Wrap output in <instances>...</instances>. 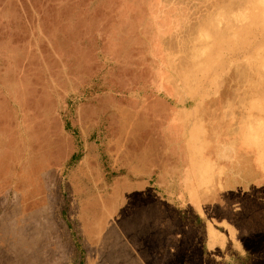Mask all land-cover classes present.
<instances>
[{
  "label": "rangeland",
  "instance_id": "1",
  "mask_svg": "<svg viewBox=\"0 0 264 264\" xmlns=\"http://www.w3.org/2000/svg\"><path fill=\"white\" fill-rule=\"evenodd\" d=\"M0 1V264H264V0Z\"/></svg>",
  "mask_w": 264,
  "mask_h": 264
},
{
  "label": "bare ground",
  "instance_id": "2",
  "mask_svg": "<svg viewBox=\"0 0 264 264\" xmlns=\"http://www.w3.org/2000/svg\"><path fill=\"white\" fill-rule=\"evenodd\" d=\"M0 3H1V1H0ZM6 3H8V2H6ZM5 3V4H6ZM3 6V5H2ZM9 6V5H8ZM12 7V6H11ZM15 7V6H14ZM11 9V8H10ZM2 10H4V9H2ZM14 11V10H13ZM1 12V11H0ZM3 12V11H2ZM185 13V12H184ZM19 16V15H18ZM10 17V16H9ZM20 17V16H19ZM2 18V17H1ZM5 19V18H4ZM16 19H18V18H16ZM15 21V20H14ZM71 21V20H70ZM73 21V20H72ZM71 21V22H72ZM1 24V23H0ZM1 26V25H0ZM2 27V26H1ZM16 27V26H15ZM8 29V28H7ZM3 30V29H2ZM167 30H169V29H167ZM145 31V30H144ZM53 32V31H52ZM243 30H241V28L240 29H238V30H236V32H235V36L234 37H236L237 38V42H240L239 44H241L242 45V49H244L245 48V46H246V39H245V37H246V35L245 34H243ZM118 34V32L116 33V35ZM53 35H55V34H53ZM52 35V36H53ZM55 37V36H54ZM9 39V38H8ZM40 39V38H39ZM55 39V38H54ZM41 40V39H40ZM2 42V41H1ZM51 42V41H50ZM7 43V42H6ZM126 43V42H125ZM20 44V43H19ZM22 44V43H21ZM222 44H224V43H222L220 40H215V43H214V46H213V48H212V50L211 51H209V49H208V56H207V58L204 60V64H202L203 66H200L199 67V69H198V72L200 73V75L199 76H201L197 81H199L201 84H205V82H206V80H205V78L203 77V75L206 73V72H208V70L210 69L209 67H211V63H212V60L213 59H215L216 57H217V53H218V51L220 50V49H222V48H220L221 46H222ZM238 44V43H237ZM14 45V44H13ZM35 45V44H34ZM52 45V44H51ZM238 46V45H237ZM22 47H24V46H22ZM26 47V46H25ZM58 47H60V46H58ZM239 47V46H238ZM51 48V47H50ZM225 48H226V50H228V53L231 55V54H234V51H235V48H233V47H227V46H225ZM60 49V48H59ZM20 50V49H19ZM24 50V49H23ZM30 50V49H29ZM36 50V49H35ZM20 51H22V50H20ZM25 51V50H24ZM82 51V50H81ZM23 52V51H22ZM2 53V52H1ZM17 53V52H16ZM259 52L257 51V53H253V52H251L249 55H250V58H249V61H248V65H249V67H252V68H254V77L255 78H259L261 75H262V73L264 74V57H261V56H259V54H258ZM5 54V53H4ZM20 54V53H19ZM19 54H17V55H19ZM35 54V53H34ZM85 54V53H84ZM10 55V54H9ZM36 55V54H35ZM46 55H47V52H46ZM21 56V55H20ZM48 56V55H47ZM55 56V55H54ZM81 56H83V55H81ZM17 57V56H16ZM27 58V57H26ZM7 59V58H6ZM22 59V58H21ZM50 59V58H49ZM152 59V58H151ZM155 60V59H154ZM105 62V61H104ZM103 62V63H104ZM13 63H14V61H13ZM17 63V62H16ZM15 63V64H16ZM23 63V62H22ZM14 64V65H15ZM46 65V64H45ZM125 65V64H124ZM65 66V65H64ZM126 66V65H125ZM14 66H12V68H13ZM34 67V66H33ZM42 67V66H41ZM66 67V66H65ZM203 67H205V69L203 68ZM39 68H40V66H39ZM47 68V67H46ZM194 68V67H193ZM19 69V68H18ZM36 69V68H35ZM4 71V70H3ZM108 71V70H107ZM1 72V71H0ZM18 72V71H17ZM160 72V71H159ZM61 73H62V70H61ZM62 74H64V73H62ZM81 74H83V73H81ZM104 74V73H103ZM80 75V74H79ZM85 75V74H84ZM8 76V75H7ZM83 76V75H82ZM263 77V76H262ZM1 78V77H0ZM2 79V78H1ZM8 79H10V78H8ZM18 79V78H17ZM60 79H62V78H60ZM15 80V79H14ZM13 80V81H14ZM21 80V79H20ZM56 80V79H55ZM58 80V79H57ZM68 80V79H67ZM78 80V79H77ZM1 81V80H0ZM3 81V80H2ZM10 81V80H9ZM51 81H52V78H51ZM59 81V80H58ZM30 82V81H29ZM46 82V81H45ZM72 82V81H71ZM76 82V81H75ZM90 82V81H89ZM261 82V81H260ZM2 83V82H1ZM18 83V82H17ZM51 83V82H50ZM49 83V84H50ZM55 83H56V81H55ZM65 83V82H64ZM77 83H79L78 81H77ZM95 83V82H94ZM102 83V82H101ZM16 84V83H15ZM73 84V83H72ZM80 84V83H79ZM17 85V84H16ZM19 85V84H18ZM56 85V84H55ZM65 85V84H64ZM74 85V84H73ZM103 85V84H102ZM52 86V85H51ZM80 86V85H79ZM29 87V86H28ZM37 87H38V85H37ZM48 87V86H47ZM73 86H71V88H72ZM65 88V87H64ZM22 88H20V90H21ZM27 89V88H26ZM49 89V88H48ZM66 89V88H65ZM99 89V88H98ZM4 90V89H3ZM23 90V89H22ZM30 90V89H29ZM28 90V91H29ZM77 90V89H76ZM108 90V89H107ZM41 91V90H40ZM52 91V90H51ZM161 91V90H160ZM25 92V91H24ZM2 93H3V91H2ZM39 93H41V92H39ZM48 93V92H47ZM55 93V92H54ZM78 93V92H77ZM18 94V93H17ZM19 94H21V93H19ZM49 94V93H48ZM64 94V93H63ZM65 95V94H64ZM72 95V94H71ZM71 95H66L67 96V98L69 97V96H71ZM103 95V94H102ZM5 96V95H4ZM17 96V95H16ZM22 96V95H21ZM41 96V95H40ZM56 96V95H55ZM173 96V95H172ZM10 97V96H9ZM23 97V96H22ZM27 97V96H26ZM25 97V98H26ZM30 97V96H29ZM32 97V96H31ZM77 97H78V94H77ZM87 97H89V96H86V98ZM171 97V96H170ZM3 98V97H2ZM16 98V97H15ZM25 98H24V100H25ZM65 99H66V97H64ZM75 98V97H74ZM90 98V97H89ZM9 99V98H8ZM19 99V98H18ZM54 99H55V97H54ZM70 99V98H69ZM168 99H169V97H168ZM176 99V98H175ZM35 101V100H34ZM66 101V100H65ZM93 101V100H92ZM142 101V100H141ZM140 101V102H141ZM6 102H7V99H6ZM5 102V103H6ZM11 102V101H10ZM49 102V101H48ZM62 102V101H61ZM89 102V101H88ZM172 102V101H171ZM23 103H25V102H23ZM23 103H22V105H23ZM39 103V102H38ZM72 103H75V101L74 102H72ZM11 104H12V102H11ZM45 104V103H44ZM92 104V103H91ZM1 105V104H0ZM6 105V104H5ZM52 105V104H51ZM16 106V105H15ZM24 106V105H23ZM53 106V105H52ZM51 106V107H52ZM70 106V105H69ZM87 106V105H86ZM93 106H96V105H93ZM97 106H98V104H97ZM2 107V106H1ZM0 107V108H1ZM18 107V106H17ZM47 107H49V106H47ZM68 107V106H67ZM83 107V106H82ZM81 107V108H82ZM89 107V106H88ZM110 107V106H109ZM140 107V106H139ZM36 108V107H35ZM53 108V107H52ZM60 108V107H59ZM163 108V107H162ZM49 109V108H48ZM83 109V108H82ZM90 109V108H89ZM94 109H95V107H94ZM140 109V108H139ZM6 110H7V108H6ZM28 110V109H27ZM49 110H51L52 111V109H49ZM48 110V111H49ZM54 110V109H53ZM67 111H68V109H66ZM78 110V109H77ZM86 110H88V109H86ZM10 111V110H9ZM13 111V110H12ZM11 111V112H12ZM66 111V112H67ZM34 112V111H33ZM45 112V111H44ZM53 112V111H52ZM54 112H55V110H54ZM53 112V113H54ZM60 112V111H59ZM78 112V111H77ZM92 112V111H91ZM96 112V111H95ZM141 112V111H140ZM9 113V112H8ZM52 113V114H53ZM76 113V112H75ZM78 113H83V112H81V110H80V112H78ZM135 113V112H134ZM139 113V112H138ZM11 114V113H10ZM31 114H33V113H31ZM45 114H46V112H45ZM49 114V113H48ZM52 114H51V116H52ZM61 114V113H60ZM85 114V113H84ZM83 114V115H84ZM90 114V113H89ZM92 114V113H91ZM53 115H55V114H53ZM46 116V115H45ZM44 116V117H45ZM62 116V115H61ZM87 116V115H86ZM86 116H84V117H86ZM134 116V115H133ZM140 116V115H139ZM174 116H175V114H174ZM29 117V116H28ZM31 117V116H30ZM33 117V116H32ZM36 117H39V115H37ZM43 117V118H44ZM50 117V116H49ZM60 117V116H59ZM40 118V117H39ZM38 118V119H39ZM1 119V118H0ZM11 119V118H10ZM15 119V118H14ZM28 118H26V120H27ZM41 119V118H40ZM47 119V118H46ZM30 120V119H29ZM54 120V119H53ZM55 120H56V118H55ZM86 120H88V119H86ZM17 121V120H16ZM34 121V120H33ZM38 121V120H37ZM60 121V120H59ZM84 121V120H83ZM91 121V120H90ZM4 122V121H3ZM36 122V121H35ZM45 122V121H44ZM63 122V121H62ZM89 122V121H88ZM134 122V121H133ZM10 123V122H9ZM15 123V122H14ZM28 123V122H27ZM30 123H32V122H30ZM61 123V122H60ZM85 123V122H84ZM83 123V124H84ZM90 123V122H89ZM42 124V123H41ZM41 124L39 125V126H41ZM59 124V123H58ZM62 124V123H61ZM15 125H17V124H15ZM69 125V124H68ZM92 125V124H91ZM1 126H3V127H5L6 128V126H8V125H3V123L1 124ZM9 127V126H8ZM12 127V126H11ZM15 127V126H14ZM49 127V126H48ZM57 127V126H56ZM4 128V129H5ZM16 128V127H15ZM58 128V127H57ZM66 128V127H65ZM0 129H2L1 127H0ZM4 129H3V131H4ZM6 129H8V128H6ZM11 129H13V128H11ZM69 129V128H68ZM79 129H81V128H79ZM32 130V129H31ZM48 130V129H47ZM46 130V131H47ZM59 130H60V128H59ZM82 130V129H81ZM9 131H11V130H9ZM13 131V130H12ZM62 131H63V129H62ZM62 131H60V132H62ZM2 131H0V133H1ZM34 132H36V131H34ZM33 132V133H34ZM75 132V131H74ZM14 134H15V131L13 132ZM18 133V132H17ZM59 133V132H58ZM3 134V133H2ZM11 134H12V132H11ZM28 134V133H27ZM45 134V133H44ZM76 134V133H75ZM39 135L40 136H42L41 135V132L39 133ZM49 134H47V136H48ZM11 136V135H10ZM29 136H31L32 137V135H29ZM33 136H36L35 134L33 135ZM66 136H68V135H66ZM7 137V136H6ZM37 137H39V136H37ZM37 137H36V139H37ZM72 137V136H71ZM19 138V137H18ZM54 138H56L55 136H54ZM184 138V137H183ZM236 138H238V137H236ZM9 139V138H8ZM12 139V138H11ZM16 139H17V137H16ZM34 138H32V140H33ZM44 139V138H43ZM50 139V138H49ZM29 140H30V138H29ZM65 140V139H64ZM2 141V140H1ZM7 141V140H6ZM11 142H12V140H10ZM9 141V142H10ZM53 141V140H52ZM51 141V142H52ZM239 141V140H238ZM47 142V141H46ZM65 142V141H64ZM8 143V142H7ZM19 143V142H18ZM22 143H23V141H22ZM50 143V142H49ZM242 143V142H241ZM4 144H6L5 142H4ZM36 144V143H35ZM51 144V143H50ZM50 144H48V145H50ZM53 144V143H52ZM51 144V145H52ZM237 144V143H236ZM7 145H9V143L7 144ZM14 145V144H13ZM28 145V144H27ZM26 145V146H27ZM73 145H76V144H73ZM23 146V145H22ZM24 146H25V144H24ZM55 146V145H54ZM65 146V145H64ZM120 147V146H119ZM2 148V147H1ZM7 148V147H6ZM22 148V147H21ZM21 148L19 147V150H21ZM54 148V147H53ZM239 148V147H238ZM4 149V148H3ZM8 149V148H7ZM50 149V148H49ZM66 149V148H65ZM9 150H10V148H9ZM13 150V149H12ZM16 150H18V149H16ZM24 150V149H23ZM28 150V149H27ZM62 150H64V149H62ZM183 150L185 151V148H183ZM25 151V150H24ZM46 151H47V149H46ZM45 151V152H46ZM52 151V150H51ZM67 151V150H66ZM118 151V150H117ZM242 151V150H241ZM4 152V151H3ZM8 152V151H7ZM11 152V151H10ZM12 152H15V151H12ZM27 152V151H26ZM44 152V151H43ZM48 152V151H47ZM69 151H67V153H68ZM186 152V151H185ZM4 153H6V152H4ZM29 153V152H28ZM50 153V152H49ZM49 153H48V155H49ZM58 153V152H57ZM118 153V152H117ZM184 153V152H183ZM1 154H3L2 152H1ZM11 154V153H10ZM16 154H20L19 152L17 153V151H16ZM51 154V153H50ZM71 154V153H70ZM4 155V154H3ZM8 155V154H7ZM26 155V154H25ZM29 155V154H28ZM42 155V154H41ZM187 155V154H186ZM255 155V154H254ZM20 156V155H19ZM86 156V155H85ZM11 157V156H10ZM9 157V158H10ZM13 157V156H12ZM26 157H27V155H26ZM26 157H24V155H23V159L22 160H24V158H26ZM44 157H46V156H44ZM49 157V156H48ZM65 157H67V156H65ZM73 157V156H72ZM88 157V156H87ZM8 158V157H7ZM22 158V157H21ZM54 158V157H53ZM68 158V157H67ZM66 158V159H67ZM254 158V157H253ZM43 159H45V158H43ZM10 160V159H9ZM17 160H19V159H17ZM27 160V159H26ZM25 160V161H26ZM46 160V159H45ZM60 160V159H59ZM24 161V162H25ZM41 161V160H40ZM40 161H39V163H40ZM55 161V160H54ZM57 161V160H56ZM19 162V161H18ZM45 162V161H44ZM49 162V161H48ZM47 162V163H48ZM27 163V162H26ZM254 163V162H253ZM41 164H43L42 162H41ZM40 164V165H41ZM83 164V163H82ZM86 164V163H85ZM30 165V164H29ZM84 165V164H83ZM137 165V164H136ZM42 166V165H41ZM49 166V165H48ZM65 166V165H64ZM80 166H81V163H80ZM132 166H134V165H132ZM43 167V166H42ZM43 168H46V167H43ZM47 168H49V167H47ZM141 168H142V166H141ZM87 169V168H86ZM22 170V169H21ZM88 170V169H87ZM135 170V169H134ZM137 170H139V169H137ZM91 171V170H90ZM97 171V170H96ZM131 171H132V169H131ZM260 171V170H259ZM76 172V171H75ZM25 173V172H24ZM135 173V172H134ZM164 173V172H163ZM170 173V172H169ZM25 174H27V173H25ZM73 174V173H72ZM75 174V173H74ZM85 175V174H84ZM160 175V174H159ZM96 176V175H95ZM15 177V176H14ZM76 178V177H75ZM74 178V179H75ZM79 178V177H78ZM73 179V180H74ZM193 180V179H192ZM4 181V180H3ZM12 181H14L15 182V180H12ZM18 181V180H17ZM24 181V180H23ZM9 182H11V181H9ZM130 182V181H129ZM127 183V182H126ZM1 184H2V182H1ZM5 184V183H4ZM14 184H16V183H14ZM13 184V185H14ZM23 184V183H22ZM136 184V183H135ZM134 184V185H135ZM8 185V184H7ZM12 185V184H11ZM11 185H9V186H11ZM24 185V184H23ZM23 185H22V187H23ZM4 186V185H3ZM25 187H26V184H25ZM29 187H31V186H29ZM4 189H7V188H4ZM117 189H121V188H117ZM126 189V188H125ZM128 189V188H127ZM134 190V189H133ZM137 190H139V188L137 189ZM6 191V190H5ZM115 191V190H114ZM117 191V190H116ZM123 191V190H122ZM127 191H125V193H126ZM131 192V191H130ZM138 192V191H137ZM174 192V191H173ZM23 193V192H22ZM116 193V192H115ZM122 193V192H121ZM148 193H150V192H148ZM60 194V193H59ZM123 194V193H122ZM131 194V193H130ZM115 195V194H114ZM119 195V194H118ZM121 195V194H120ZM1 196V195H0ZM8 196H10V195H8ZM112 196V195H111ZM130 196V195H129ZM115 197V196H114ZM117 197V196H116ZM121 197V196H120ZM124 197V196H123ZM123 197H121V199H123ZM3 198V197H2ZM128 198V197H127ZM131 198V197H130ZM120 199V198H119ZM120 199V200H121ZM124 199H125V197H124ZM123 199V200H124ZM135 199V198H134ZM5 200V199H4ZM4 200H2V203H3V201ZM122 200V201H123ZM126 200V199H125ZM124 200V201H125ZM129 200V199H128ZM116 201V200H115ZM127 201V200H126ZM126 201H125V203H126ZM83 202V201H82ZM95 202V201H94ZM124 203V202H123ZM132 203V202H131ZM84 204V203H83ZM92 204V203H91ZM114 204V203H113ZM126 204H129V203H126ZM125 204V205H126ZM111 205V204H110ZM117 204H116V202H115V204L114 205H112V207L113 208H116L115 206H116ZM86 206V205H85ZM93 206V205H92ZM201 206V205H200ZM97 207H98V205H97ZM100 207H101V204H100ZM99 207V208H100ZM96 208V207H95ZM85 209V208H84ZM112 209V208H111ZM95 211L97 210V208L96 209H94ZM118 210V209H117ZM116 210V211H117ZM114 211V210H113ZM90 212V211H89ZM100 212H103V211H100ZM122 212H124L123 210H122ZM84 213H88V212H83V214ZM91 214H94V213H96V212H90ZM122 214V213H121ZM81 215H82V212H81ZM6 216V215H5ZM85 216V215H84ZM94 216V215H93ZM100 216V215H99ZM119 216V215H118ZM126 216V215H125ZM24 217H25V215H24ZM120 217H121V215H120ZM119 217V218H120ZM87 218V217H86ZM117 218V217H116ZM116 218H114V219H116ZM122 218H123V216H122ZM122 218H120V219H122ZM6 219V218H5ZM94 219V218H93ZM96 220V219H95ZM112 221H113V218H112ZM112 221H110V222H112ZM86 222V221H85ZM115 222H116V220H115ZM114 222V223H115ZM121 222V221H120ZM119 222V223H120ZM109 223V222H108ZM113 223V222H112ZM122 223V225H123V222H121ZM90 224V223H89ZM87 225V224H86ZM113 225V224H112ZM116 225V224H115ZM134 225H136V224H134ZM77 226H79V225H77ZM81 226V225H80ZM108 226V225H107ZM109 226H111V225H109ZM121 226V225H120ZM131 226V225H130ZM87 227V226H86ZM122 227V226H121ZM125 227V226H124ZM132 227H134L133 225H132ZM109 228V227H108ZM115 228V227H114ZM119 228V227H118ZM81 229V228H80ZM89 229V228H88ZM122 229H124L123 227L121 228V230ZM134 229V228H133ZM107 230V229H106ZM130 230V229H129ZM88 231V230H87ZM120 231V230H119ZM121 232V231H120ZM93 233V232H92ZM91 233V234H92ZM127 233H129V232H127ZM86 234H88L87 232H86ZM94 234V233H93ZM131 234V233H130ZM116 236V235H115ZM117 236H119V235H117ZM111 237V236H110ZM120 240H121V238H120ZM88 241V240H87ZM82 242V241H81ZM118 244V243H117ZM127 248V247H126ZM125 248V249H126ZM119 249V248H118ZM129 257H131V256H129ZM134 259V258H133ZM128 260H129V258H128ZM133 261V260H132ZM134 262V261H133Z\"/></svg>",
  "mask_w": 264,
  "mask_h": 264
},
{
  "label": "crops",
  "instance_id": "3",
  "mask_svg": "<svg viewBox=\"0 0 264 264\" xmlns=\"http://www.w3.org/2000/svg\"><path fill=\"white\" fill-rule=\"evenodd\" d=\"M209 165H208V169L207 171H205L204 175H198V183L196 184V186L194 184H191V188H192V193L190 194L192 202H193V206L194 209L196 210V217L197 218H201L202 220L205 218V221L209 224V223H215L216 220L220 222L221 226L224 227V229L226 230V235H234L236 232H238V226L234 221H230L226 218H221V219H216L213 217H203V208H202V203L199 200L198 197V192H196L197 190H208L210 189L214 184H215V174H214V169L210 170L209 169ZM195 195L197 196V199L195 198ZM201 205V206H200ZM210 232V234L208 235L209 237H213L215 234V230L213 227H211V230H207V232ZM216 236V234H215ZM214 246V245H213ZM217 246H220L219 244Z\"/></svg>",
  "mask_w": 264,
  "mask_h": 264
},
{
  "label": "trees",
  "instance_id": "4",
  "mask_svg": "<svg viewBox=\"0 0 264 264\" xmlns=\"http://www.w3.org/2000/svg\"><path fill=\"white\" fill-rule=\"evenodd\" d=\"M67 126V125H66ZM77 246V249H78V256L79 258L81 257V255L83 254V252L79 249L80 246L79 245H76ZM80 263V262H79Z\"/></svg>",
  "mask_w": 264,
  "mask_h": 264
}]
</instances>
